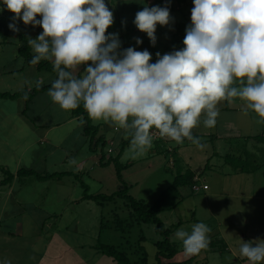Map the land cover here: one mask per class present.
Returning a JSON list of instances; mask_svg holds the SVG:
<instances>
[{
  "label": "clouds",
  "instance_id": "clouds-1",
  "mask_svg": "<svg viewBox=\"0 0 264 264\" xmlns=\"http://www.w3.org/2000/svg\"><path fill=\"white\" fill-rule=\"evenodd\" d=\"M4 10L14 14L13 32L18 21L43 29L28 39L35 54L30 63L52 62V102L66 111L82 105L90 120L129 130L137 152L151 148L153 130L161 138L199 143L192 130L202 116L205 127H215L221 101H243L264 121V0H193L183 47L157 52L154 63L146 49L121 50L119 33L107 31L114 14L106 0H0ZM172 22L170 0L145 6L133 21L153 47L157 26ZM81 66L83 74L76 75ZM209 232L198 222L190 231L178 229L175 238L191 257L209 246ZM239 252L249 264H264V240L242 241Z\"/></svg>",
  "mask_w": 264,
  "mask_h": 264
},
{
  "label": "rangeland",
  "instance_id": "rangeland-1",
  "mask_svg": "<svg viewBox=\"0 0 264 264\" xmlns=\"http://www.w3.org/2000/svg\"><path fill=\"white\" fill-rule=\"evenodd\" d=\"M181 1L170 0V15L173 18V22L168 26H157V42L154 47L151 45L147 36L143 39V37L139 38L133 33L134 28H136L133 23L135 14L143 10L145 6L163 7L169 4V0H106L109 10L114 14V24L107 31L109 33H119L121 50L128 47H133L138 51L146 49L152 54L151 62L154 63L157 52L163 55L183 47V44L180 46V44L174 43L173 35L176 34L175 26L182 24L185 13H188V10L192 9L193 0H184L185 2L183 4ZM37 19H40V17L38 16ZM28 29L31 34V39H35L43 31L39 26L33 27L28 25ZM136 38L141 39L142 44L136 45ZM13 42H16L15 39H12ZM14 45L12 49L17 46L16 44ZM11 52V48L4 49L3 52L0 49V66L11 63L9 61V58L12 57ZM16 62L17 64L15 66L11 64L10 66L20 67L18 63L22 64V61L19 60ZM30 68L26 70L27 81L35 79L40 83L43 82L42 84H46L54 80L55 76L52 73L46 71L38 72L34 67ZM78 73L79 70L75 74L77 75ZM5 84L9 85L10 83L5 82ZM9 87L14 89V86H11V84ZM1 89L3 88H1L0 84ZM44 94L46 95L48 92H44ZM49 101L50 97L48 99L47 97H38V101L34 105L35 107L32 110L28 109L27 115L33 119L36 125L47 115L42 111ZM49 107L50 110L56 111L54 117L59 120L63 116L64 111L68 114L70 113V110H62L55 103ZM218 110L219 115L215 127H205L203 124L204 117L202 116L200 124L192 130V134L196 136L194 139L197 141H202L203 139L208 140L205 143H194L193 140L189 139L176 142L165 137L169 152L173 147L178 148V153L173 154L174 156L169 152H166V155L155 153L151 150L153 143L150 149L142 153L137 152L132 148L130 143L120 158L122 164L130 165L129 168L122 172L123 180L131 186L128 192L129 195L135 199L145 201L148 205L154 204L159 195L170 187L175 172L178 170L183 172L190 170L194 174V183L191 187L179 188L166 197L167 208H171L176 203L177 206L174 209L164 211L159 215V218L167 228L181 222L178 229L182 228L186 231H190L191 226L195 223H205L210 228L208 234L210 244L195 257L185 256L182 242L175 238V232L178 229H174L170 240L178 245L180 252L173 260L165 261L166 263L173 262L181 264L194 257L191 264H249V261L242 257L239 252L242 241L255 243L257 240H264V166L251 174L239 173L238 171H234L233 168L231 169L229 165L224 163V159L221 158L227 153L235 156L238 154L242 155L246 150L251 155L249 161L252 160L262 164L261 161H264V141H255L252 138L262 136L264 140V121H261L252 110L248 109L245 102L238 99L232 103L221 101L218 104ZM92 123L98 125L106 122L92 120ZM107 124L108 126L105 124V128L99 130V135L105 134L108 139V145L105 149L106 153L115 156L118 148H120V142L119 139L116 141L111 140L115 135L113 128L115 127L119 131L122 128L110 122ZM70 127L66 128L69 129ZM34 130L32 128L33 133ZM80 136L84 139L82 130L80 131ZM23 137L27 140L32 136L26 134ZM55 137L59 141H63V148L58 150L54 160L46 161V159L39 158V151H36L35 147L32 148L30 146L24 161L16 167L15 165L17 164L13 160H6L7 155H4L9 150L5 145L9 147L16 143V141L10 140L6 141L7 143L4 145V154L2 155L0 152V166H7L4 168L10 170L11 173L14 169L17 171L19 168H25L23 166H26L27 169L34 170L38 174L46 172L45 170L57 172L63 170L64 167L63 165L58 166L57 163L59 160L57 158L65 157L73 150H79L83 153H80L75 160L71 161L70 165L80 158H83V156L91 155V162L93 164L88 162L87 169L90 166L94 171L87 175L85 174L87 173L86 170H84L81 178L89 186L90 193L109 194L117 190L121 185L115 177L113 166L99 167L97 163L100 154L92 155L87 145L84 142L82 143V140L79 144L76 140H73V131L70 132L69 130L66 132L62 129L56 133ZM247 137L252 138L247 140ZM42 142L46 144L48 141L46 138H43ZM15 151L17 152L16 149ZM20 152L18 151V153ZM53 163L57 165L56 168H52ZM65 168L69 169L71 167L66 165ZM1 177L2 175L0 173V179ZM21 180L18 184H23L20 191L28 199L25 205L27 213L40 214L37 217L38 221H42L40 219L44 217V211L48 212L50 210L56 214L62 213V218H59L60 224H56L57 226L54 224L57 221L55 218L47 220L44 225L36 224L37 221L35 219L32 220V216L28 214H25L23 220H21L23 221L22 228L25 230L24 237L28 236L31 238L32 236L40 235L43 241L38 246L46 247L47 245L48 247L44 256L41 258V262H38V264H117L113 259L99 255L90 249L94 245L97 237H99L100 242L103 244L113 246L121 245L128 254L129 259L137 260L141 256L137 243L143 236V240L146 239L142 243V246L147 254L148 262H154L156 253L154 243L161 240V237L155 233L153 226H142L140 227L142 231H139L137 227L130 234L116 232L111 227L110 229L102 231L99 235V221L101 217H104L105 220H112L114 215H120L121 217L129 215L128 210H126L121 200L115 199L114 202L107 204L103 209L92 201L77 202L82 195V191L76 183L74 186L68 183L75 182L74 178L70 177L69 179L62 178L61 181L63 182L60 184L59 195L62 197L64 191L69 196V199L76 198V203L69 206L68 204H50L48 200L54 202V187L56 185L48 186L49 190L43 191L46 194L43 201L41 197L42 189L47 183L41 184L35 177ZM1 195H4V193ZM18 210L17 208L9 206L3 212L0 209V215L5 213L7 218L10 213H19L20 211L18 212ZM5 216H3L4 219ZM73 220L77 222L75 227L68 223ZM13 224L10 221L5 222V226L9 228L14 227ZM55 226L57 227L56 232L59 233L53 236L50 241L47 240L48 242L46 243V238L54 232H50V235L47 236V231L51 227L55 229ZM29 238L27 239L28 241ZM24 243H27V241ZM23 246L24 244L21 245V247ZM37 254L41 253L38 252ZM22 256L19 262L18 258L14 257L13 254L8 259L4 258V260L10 261L11 264H24V262L27 263L28 260L36 258L33 257V254L26 255L24 253Z\"/></svg>",
  "mask_w": 264,
  "mask_h": 264
},
{
  "label": "trees",
  "instance_id": "trees-1",
  "mask_svg": "<svg viewBox=\"0 0 264 264\" xmlns=\"http://www.w3.org/2000/svg\"><path fill=\"white\" fill-rule=\"evenodd\" d=\"M184 2H185L184 0L181 1L182 4ZM13 15H14L13 13L7 10L0 12V44L2 45L10 44L12 43V39H15L16 42L13 43L17 44L18 56L23 60L25 66L27 68L33 66L38 72L46 71L52 73L55 76L54 77L55 80L57 78L56 72L53 70V64L51 61L41 60L36 65L30 63V60L33 58L35 54L32 51L31 47L28 45V39L31 38L28 25L26 26L23 24L22 21H18L17 23H18L19 31L18 32L11 31L8 28V24L10 23V18ZM190 17H191V9L188 10V13L187 12L185 13L183 23L179 25L177 24V26H175L176 34L173 35L174 43L180 44V46L183 44V39L185 37V30L186 27L188 26L187 23L190 20ZM136 29L137 28H134V31L133 30L132 31L134 34L137 35V37H139V33L136 32ZM145 36L146 35H143V39ZM82 72H83V66H81V70L77 75H81ZM52 82L42 84L43 82L40 83L39 81H35L31 86L25 87L13 93L0 92V99H8V100L22 99L25 103V108L22 111V116L25 117L27 121H29V123H31L33 121L27 117L28 109H30L31 105H33L35 98L38 95L44 92H48ZM70 116L72 118L80 119L82 135L85 138L84 144L87 145L89 152L92 155L98 153L100 154V158L98 160L97 165L99 167L113 166L115 177L117 181L120 182L121 184L117 188V190L109 194L90 193L89 186L86 185L85 182L81 180L84 174L83 172L81 174H73L70 172H63V173L44 172L38 174L32 169L19 168L15 172V174H12L9 170L1 166H0V173L2 175V179L0 181V187L11 185L14 181L20 183L22 181L21 179H26L29 177H35L37 181H51V180L59 181L66 175L73 176L75 183L81 188L82 191V195L77 200V202L92 201L103 209L107 204L114 202L115 199H119L123 202V205L125 206L126 210H128L129 215L126 217H121L120 215H114L112 220L110 219L105 220L104 217H101L99 221L100 223L99 235L102 231L110 229L111 227L116 232L119 231L120 233L123 234H130L131 231L137 227L139 228V231H142L140 228L142 226H153L155 233L161 237V240L156 241L154 243L156 253L153 263L148 262L147 254L145 253L144 247L142 246V243L145 242L146 239L145 238L143 240L144 236L141 237L140 241H138L137 243L138 250L141 252L140 254L141 256L138 257L137 260L129 259L128 254L125 252L124 248L121 245L113 246V245L103 244L100 242L99 237H97L94 245H92L90 249L94 250L99 255L113 259V261L117 264H177L173 262L166 263L165 261L173 260L180 252L178 245H176L174 242L170 240V236L174 229L176 230L180 227L181 222H178L176 225L167 228L159 218V215L164 211L174 209L177 206L176 203L171 208H167L166 197L170 195V193L176 191L179 188L191 187L194 183L193 182L194 174L190 170H185L184 172L178 170L177 172H175L170 187L164 190L152 205H148L143 200L135 199L133 196L129 195L128 193L131 186H129L123 180L122 177V172L127 168H129L130 165L122 164V162L120 161V158L124 153V150L131 143V135L129 130H124L122 128V130L119 131L116 130L115 127L113 128L112 125L115 135L114 137L112 136L113 138L111 140L116 141L119 139L120 142V146H119L120 148H118L116 155L112 156L107 154L105 150L108 145L107 137L105 136V134L99 135V130L104 129L105 124L108 126L107 124L108 122L104 124L94 125L92 123V120L88 118L87 113L83 109L82 105L75 110H70ZM194 136L195 135H193V137ZM194 138H196V136ZM251 138L252 137H247L246 139L249 140ZM252 139H255V141H260V140L264 141L262 136H256L253 137ZM207 141L208 140L203 139L202 141L200 140L199 143L201 144ZM167 147L168 144L165 142V139L159 138L153 140V147L151 148V150H153L155 153L159 155H163V154L166 155L169 152L167 150L168 149ZM114 150H112V152H114ZM169 153H171L172 155L178 153V148L173 147ZM106 156H108V158H106ZM250 156H251L250 153L246 152L245 150V152L242 155L238 154L237 156H235L231 153H227L223 155L221 158H223L224 163L229 165L231 169L233 168L234 171H238L239 173L251 174L261 169L264 166V161H261L262 164L252 160L249 161ZM177 160L179 159L177 158ZM90 168L91 170L93 169L92 167ZM91 170L87 169L86 170L87 173L85 174L89 175ZM194 257L188 259L185 262H182L181 264H191V261L194 259Z\"/></svg>",
  "mask_w": 264,
  "mask_h": 264
},
{
  "label": "crops",
  "instance_id": "crops-1",
  "mask_svg": "<svg viewBox=\"0 0 264 264\" xmlns=\"http://www.w3.org/2000/svg\"><path fill=\"white\" fill-rule=\"evenodd\" d=\"M190 23L191 21L189 20L187 24L189 25ZM14 44L15 43H10L6 45L0 44V49L2 52L4 49H7V48H11V51H12L11 52L12 57L9 58V61H11V63H9L8 65L0 66V79H1L0 84H1V88H3L0 90V92L13 93L25 87L31 86L36 81L35 79L31 81L30 80L27 81L26 70H28L30 67L27 68L23 60L18 56L17 46L12 49V46H15ZM19 60L22 61V64L18 63L20 67L16 66L17 67L16 68V67L10 66V64L15 66L17 64L16 61H19ZM5 82H8V84L10 83L11 86H14V89L9 87L10 84L6 85ZM38 97H44V98L47 97V99L49 98L48 94L45 95L44 93H41L35 98V101L33 105H31L30 110H32L35 107L34 105L37 103ZM51 104H54V103L52 102L50 98V101L46 103L47 106L46 107L44 106V110L42 111L43 113H46L47 115H45L44 119H42L41 122L38 123V125H36L35 122L29 123V121H27V119L22 116V111L25 108V103L22 99H16V100L0 99V130H1L0 131L1 132L0 133V152L2 153V155L4 154V150H5L4 145L5 143H7L6 141H10V140L16 141L15 145H10L9 147L5 145L6 148H9V150L7 154H4V155H7L6 160H10V161L13 160V162L17 164L15 165L16 167L19 166V163H22L24 161L25 155L30 146H32V148L35 147L36 151L37 150L39 151L38 153L39 158H42L44 160L46 159V161L52 160V159L54 160V157L56 156L58 150H60V148H63V145H62L63 141L61 142L55 137L56 133L62 129H64L66 132L69 130L70 132L73 131V140H76L78 144L81 143V140H82V143L85 141V138L83 139L80 136V131H81L80 119L72 118L70 116V113L68 114L65 111L63 114L64 117L62 116L60 120L56 119L54 117V115L56 114V111L50 110L49 106ZM27 117L31 119L28 115ZM31 120L33 121V119ZM69 126L71 127L67 129L66 127H69ZM31 127L35 129L34 133L32 132ZM26 134L32 137H29V139L26 140L23 137V135H26ZM43 138H46V140L48 141L46 142V144L42 142ZM15 149L17 150V152L15 151ZM18 151H21V152L18 153ZM80 153H83V152H80L79 150H73L69 152L67 156L62 157V158H57L59 160L57 163L58 166H62V165L64 166L63 170H61L62 172L61 171L49 172L45 170V168H43V170H45L48 173L70 172L74 174H81L84 170H87L88 162H90L91 164L93 163L91 162V156L87 155L85 157L83 156V158H80L78 161L70 165V162L75 160V158H77V156H79ZM66 165H69L71 168L66 169L65 168ZM4 167H7V166H4ZM23 167L27 169L26 166H23ZM56 167L57 165L53 163L52 168H56ZM88 169L91 170L90 166ZM15 170L16 169H14L12 173H15L16 172ZM92 171L94 170L92 169L91 172ZM70 177H73V176L66 175L63 178L69 179ZM61 180L59 181H53V180L40 181L41 184L47 183V185L42 189V195H41L42 200L44 201L46 197V194L43 191L44 190L48 191L51 185H56L54 187L55 188L54 202H52V200H48V202L50 204L55 203L57 205L68 204V206L75 204L76 198L69 199V196L64 191H63L64 195H62V197L59 195L60 187H61L60 184L63 182ZM18 183L19 182L14 181L11 185L0 187V194L4 193L5 195V196L4 195L0 196V209L2 210V212L5 209H7L9 206L19 209L18 212L20 211L17 214L10 213L9 217L7 218L5 216V213H2V215H0V261H3L4 258L8 259L13 254L14 257L18 258V262H19L20 258L23 257L22 254L25 253L26 255L33 254L34 255L33 257H36L38 259L36 260V258H34L32 260H28V262L27 263L24 262V264H38V262H41V258L44 256V253L47 251L48 247L47 245L46 247L38 246V244L43 241V238L40 235H36L35 237L32 236L31 238H29L28 236L24 237L25 230L22 228L23 221L21 220H23V217L25 214H28L29 216H32L31 217L32 220L35 219L37 221L36 224L38 225L40 224L44 225L47 220H52V218L57 219V221L54 224L59 225L60 224L59 218H62V213L56 214L54 212H51L50 210H48V212L44 211V217L40 219L42 221H38L37 217L40 214H35V213L29 214L26 212L25 205L28 199H27V196L23 195L20 191L21 186H23V184L19 185ZM68 183H70L71 186L75 185L74 181L68 182ZM33 192H34V188H33ZM3 216H5V219L3 218ZM6 221L7 222L10 221L14 223L13 224L14 227L9 228L5 226ZM68 223L73 225V227H75V225L77 224L75 220L68 222ZM56 226H55V229L51 227L47 231L46 233L47 236L50 235V232L52 231L54 232L51 234V236H48L46 238V243L50 241L53 238V236L59 233V232H56L57 231ZM28 238H29V241L27 240ZM25 241H27V243H24ZM22 244H24L23 247H21ZM38 252H40L41 254H37Z\"/></svg>",
  "mask_w": 264,
  "mask_h": 264
},
{
  "label": "built area",
  "instance_id": "built-area-1",
  "mask_svg": "<svg viewBox=\"0 0 264 264\" xmlns=\"http://www.w3.org/2000/svg\"><path fill=\"white\" fill-rule=\"evenodd\" d=\"M136 30H137L136 32L139 33V36L141 38L143 37V35H145L144 33L140 32L138 29H136ZM153 133H154V136H153L154 137V140L159 139V138L160 139H165V138H161L156 130H153Z\"/></svg>",
  "mask_w": 264,
  "mask_h": 264
}]
</instances>
